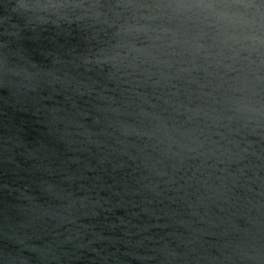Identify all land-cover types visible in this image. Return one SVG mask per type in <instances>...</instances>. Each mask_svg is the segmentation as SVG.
Masks as SVG:
<instances>
[{
  "label": "water",
  "instance_id": "water-1",
  "mask_svg": "<svg viewBox=\"0 0 264 264\" xmlns=\"http://www.w3.org/2000/svg\"><path fill=\"white\" fill-rule=\"evenodd\" d=\"M102 2L137 6L117 9L120 23L137 27L150 14L138 6L160 0ZM15 5L0 0V264H164L156 249L183 253L182 242L207 256L200 264H256L243 257L253 249L264 257V140L245 137L255 155L226 163L209 158L215 135L183 162L157 159L170 137L197 148L221 104L264 82V60L234 51L192 10L156 22L165 28L136 43L127 74L87 72L77 57L96 47L90 31L30 24ZM118 43L107 55L128 56ZM26 64L67 72L83 95L75 84L17 87L6 69ZM46 184L78 201L59 226L35 221L38 210L67 206ZM49 246L57 259L33 250Z\"/></svg>",
  "mask_w": 264,
  "mask_h": 264
},
{
  "label": "clouds",
  "instance_id": "clouds-1",
  "mask_svg": "<svg viewBox=\"0 0 264 264\" xmlns=\"http://www.w3.org/2000/svg\"><path fill=\"white\" fill-rule=\"evenodd\" d=\"M128 7L137 6L105 4L102 0H16L14 11L24 16L30 24H52L60 28L65 23L69 25L76 23L85 31H90L96 47L77 57L80 61L77 66H82L87 72L99 71L104 74L110 72L113 76L127 74L128 69L133 66L127 61L131 52L135 50L136 43L143 38L151 39L148 35L150 32L165 28L163 24L158 28L154 27L156 22L184 20L187 13L192 10H195L196 19L205 23L212 32L223 31L229 37L234 51L247 54L249 58L264 60V2L256 4L245 3L243 0H160L159 3L138 6L148 8L150 14L137 18V27L120 23L122 13L117 9ZM141 20L147 23L139 26ZM117 27L119 31H113ZM110 31L113 32L111 38ZM117 38L119 43L116 47L126 49L128 56H120L117 59L107 55L109 49L106 46H110L112 39ZM60 63L62 62L59 58L54 61V64ZM35 68V65L26 64V66L6 69L5 74L18 79L19 84L16 86L27 91L35 92L44 85L53 89L59 85L67 91L75 84V93L83 95L80 92V85L67 72L61 75L59 69L42 71L34 70ZM213 126L214 132L204 140L194 142L198 145L197 148L171 137L167 141H162L165 146L159 150L158 162L162 165L166 160L183 162L188 152L199 153L200 150L205 149L212 135L220 137L219 140H211L215 151L209 155V158L215 159L217 163H226L225 156L231 160L255 155L249 152L252 147L250 143L247 147H242V140L247 136H257L264 140V82L256 83L251 89L243 90L241 96L221 104ZM44 190L53 199L66 200L67 206L38 210L35 213V221L41 223L46 220L56 221L57 226L65 223L66 219L61 213H71L78 201L72 199L71 193H66L57 185L46 184ZM223 234L228 233L224 231ZM182 243L185 247L183 253L171 248L167 243L156 249L163 257L164 264H187L189 261L191 264H200V261L207 259V256L201 255L197 249H189L186 242ZM224 247L227 248L228 245ZM33 250L40 251L45 256L51 255L53 260L57 259L51 246L47 249ZM245 256L256 264H264V257H261L255 249L252 253H244L243 257ZM224 259L230 257L225 256Z\"/></svg>",
  "mask_w": 264,
  "mask_h": 264
},
{
  "label": "snow or ice",
  "instance_id": "snow-or-ice-1",
  "mask_svg": "<svg viewBox=\"0 0 264 264\" xmlns=\"http://www.w3.org/2000/svg\"><path fill=\"white\" fill-rule=\"evenodd\" d=\"M243 2H245V3H255L256 0H243ZM260 2L262 3V2H264V0H260Z\"/></svg>",
  "mask_w": 264,
  "mask_h": 264
}]
</instances>
